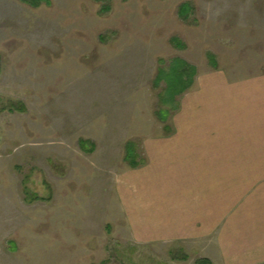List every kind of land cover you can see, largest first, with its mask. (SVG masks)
Listing matches in <instances>:
<instances>
[{
  "label": "rangeland",
  "instance_id": "obj_1",
  "mask_svg": "<svg viewBox=\"0 0 264 264\" xmlns=\"http://www.w3.org/2000/svg\"><path fill=\"white\" fill-rule=\"evenodd\" d=\"M205 260L264 264V0H0V264Z\"/></svg>",
  "mask_w": 264,
  "mask_h": 264
},
{
  "label": "trees",
  "instance_id": "obj_2",
  "mask_svg": "<svg viewBox=\"0 0 264 264\" xmlns=\"http://www.w3.org/2000/svg\"><path fill=\"white\" fill-rule=\"evenodd\" d=\"M135 166L137 165V164H134ZM203 264V263H207V264H212L209 260H205V261H202V262H200V264Z\"/></svg>",
  "mask_w": 264,
  "mask_h": 264
}]
</instances>
